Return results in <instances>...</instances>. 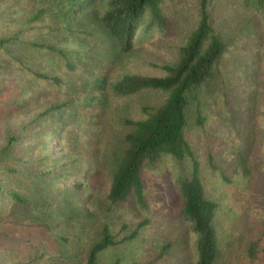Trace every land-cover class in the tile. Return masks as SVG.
Returning a JSON list of instances; mask_svg holds the SVG:
<instances>
[{"label":"rangeland","instance_id":"374dc122","mask_svg":"<svg viewBox=\"0 0 264 264\" xmlns=\"http://www.w3.org/2000/svg\"><path fill=\"white\" fill-rule=\"evenodd\" d=\"M209 1L226 48L212 80L199 89L197 102L190 101L187 137L204 195L217 205L214 264H264V13L250 0ZM106 2L0 0V38L18 33L34 45L62 50L72 67L57 51L19 45L14 52L22 61L12 62L0 50V149L15 137L11 156L20 160L11 164L23 165L22 174L1 175L0 183L24 192L35 216L33 225L3 236L13 232L17 217L0 196V264H84L104 226L120 239L140 223L136 238L107 248L97 264H197L198 237L184 220L176 186L189 162L162 158L144 172L142 204L131 195L114 207L106 199L105 164L113 139L125 131L119 118L138 119L142 107L159 106L167 97L149 92L118 98L111 84L125 73L165 75L158 66L175 64L196 28L197 0H165L170 30H149L144 43L122 54L98 24ZM62 103L67 105L42 117Z\"/></svg>","mask_w":264,"mask_h":264},{"label":"trees","instance_id":"16d2710c","mask_svg":"<svg viewBox=\"0 0 264 264\" xmlns=\"http://www.w3.org/2000/svg\"><path fill=\"white\" fill-rule=\"evenodd\" d=\"M164 1L107 0L98 17V24L108 40L112 42L116 53H127L136 45L144 43L147 40L144 34L149 30L155 32L158 29L161 34L170 30L172 23L164 12ZM247 3L254 4L255 9L264 13V0H250ZM197 4L196 28L185 45L179 48L178 60L172 65L158 66L165 75L140 76L125 73L111 84V92L118 98L149 92H162L167 94V97L159 106L142 107L141 117L138 119L134 120L127 116L119 118L120 125L125 128V131L113 139L106 155L105 164L110 176L106 199L109 206L114 207L125 202L132 195L136 203L140 205L144 199L146 170L155 168L164 157H170L178 164L188 161L190 164L188 174L179 175L176 178V186L182 198L184 220L190 223L192 231L198 237L196 240L197 264H214L219 256L212 227L217 205L204 195L199 178V164L187 137V111L191 100L197 102L199 89L212 80V70L218 64L226 46L214 29V22L209 12L210 1L197 0ZM19 45L57 51L64 60L66 57L62 50H55L48 45H34L22 40L18 33L11 37L0 38V50H3L12 62L22 61L14 52ZM65 64L68 68H72L70 61L65 60ZM32 74L43 82L49 81L48 83L54 85L61 83L58 77L48 78L45 74ZM105 81L106 79L103 78L99 82L105 85ZM65 105L67 104L51 105L42 113V117ZM197 116V123L201 124L202 119L199 114ZM15 141V137L9 138L5 146L0 149V176L12 177L22 174L20 170L23 165L11 164L20 160L11 156ZM23 164H26V161ZM20 191V189L10 190L0 183V196L11 204V209L17 217L16 223L10 226L13 232L8 229L7 235L2 234L5 237L12 238L14 234H18L22 226H31L35 222V216L31 214L30 202L25 193ZM5 201L0 206H5ZM144 225L145 223H140L129 235L120 239L112 234L107 226H104L101 240L89 249L84 264H97L98 255L101 252L109 247L133 240ZM44 226L49 229L48 225ZM166 247L167 245L162 247L157 259L164 256L163 248ZM110 264H120V262L116 260Z\"/></svg>","mask_w":264,"mask_h":264}]
</instances>
